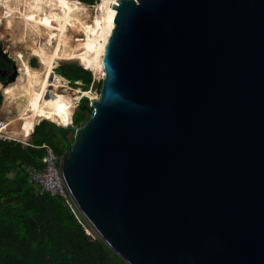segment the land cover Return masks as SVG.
<instances>
[{"label": "water", "instance_id": "1", "mask_svg": "<svg viewBox=\"0 0 264 264\" xmlns=\"http://www.w3.org/2000/svg\"><path fill=\"white\" fill-rule=\"evenodd\" d=\"M109 18L59 157L74 210L126 264H264V0H114Z\"/></svg>", "mask_w": 264, "mask_h": 264}, {"label": "trees", "instance_id": "2", "mask_svg": "<svg viewBox=\"0 0 264 264\" xmlns=\"http://www.w3.org/2000/svg\"><path fill=\"white\" fill-rule=\"evenodd\" d=\"M99 1L68 0L62 5L63 12L70 13V8L74 7L83 16L95 9ZM26 2L0 0V10L8 3L18 7ZM111 29L112 26L108 35ZM14 42L0 26V121L9 120L0 128L3 131L0 135V264H126L90 230L68 200L39 195L35 186L28 182L25 168H42L46 147L53 149L57 157L68 150L75 129L86 122L91 108L90 101L82 98L63 125L59 121V112L48 104L36 110L32 120L12 123L14 115H9V109L4 110L3 89L12 70ZM96 54L101 59L102 50ZM56 59L80 61L58 65L54 73L60 86H66L68 81L70 84L82 82V88L86 89L93 81L100 88L102 67L100 63L93 67L83 45L61 50ZM32 64L34 66V62ZM18 74H21L19 65ZM73 95L72 91L63 96L70 98Z\"/></svg>", "mask_w": 264, "mask_h": 264}, {"label": "rangeland", "instance_id": "3", "mask_svg": "<svg viewBox=\"0 0 264 264\" xmlns=\"http://www.w3.org/2000/svg\"><path fill=\"white\" fill-rule=\"evenodd\" d=\"M67 1L27 0L18 7L8 3L0 10L2 31L15 41V56L11 61L15 63L17 72L18 65L21 67L18 79L3 89L4 110L9 109V115H14L12 123L32 120L36 110L49 104L59 112V121L65 125L70 111L80 104L82 98L89 101L97 98L99 89L93 81L86 89L82 88V82L60 86L55 77L58 65L79 60L60 61L56 57L61 50L81 44L93 67L100 62L96 53L102 50L111 26L107 18L110 0H100L94 4L95 9L83 16L74 7L70 8V13H64L62 5ZM91 72L94 74L92 68ZM72 91V97L63 96ZM79 92L83 95H78ZM8 123L9 120L0 123V128Z\"/></svg>", "mask_w": 264, "mask_h": 264}, {"label": "built area", "instance_id": "4", "mask_svg": "<svg viewBox=\"0 0 264 264\" xmlns=\"http://www.w3.org/2000/svg\"><path fill=\"white\" fill-rule=\"evenodd\" d=\"M0 123L3 124L4 122L0 121ZM2 133L3 131L0 129V135ZM58 163L59 157H57L53 149L46 147L42 168L37 169L32 166L25 168L28 182L35 186L37 194L59 197L68 200L72 205L70 196L62 181Z\"/></svg>", "mask_w": 264, "mask_h": 264}, {"label": "bare ground", "instance_id": "5", "mask_svg": "<svg viewBox=\"0 0 264 264\" xmlns=\"http://www.w3.org/2000/svg\"><path fill=\"white\" fill-rule=\"evenodd\" d=\"M113 2H114V0H112V2H111L110 6H109L108 14H107L108 21L110 22L112 28H113V23L111 22V20H110V18H109V11H110V9H111V5L113 4ZM111 30H112V29H111ZM110 32H111V31H110ZM106 40H107V38H106ZM106 40H105V41H106ZM105 41H104L103 44H102V53H103V48H104V43H105ZM101 57H102V55H101ZM100 62H101V59H100ZM100 62H99V63H100ZM100 66H101V63H100Z\"/></svg>", "mask_w": 264, "mask_h": 264}]
</instances>
